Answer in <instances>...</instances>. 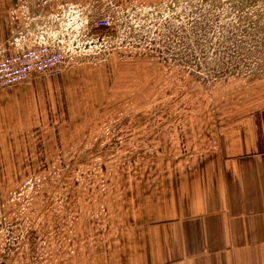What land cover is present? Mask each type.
<instances>
[{"label": "rangeland", "instance_id": "1", "mask_svg": "<svg viewBox=\"0 0 264 264\" xmlns=\"http://www.w3.org/2000/svg\"><path fill=\"white\" fill-rule=\"evenodd\" d=\"M113 4L100 53L50 74L53 106L15 139L22 160L0 162V264H93L126 224L131 179L205 152L222 108L264 88V3Z\"/></svg>", "mask_w": 264, "mask_h": 264}, {"label": "crops", "instance_id": "2", "mask_svg": "<svg viewBox=\"0 0 264 264\" xmlns=\"http://www.w3.org/2000/svg\"><path fill=\"white\" fill-rule=\"evenodd\" d=\"M60 1L98 8L105 2L0 0V58L19 34L44 26L26 29L22 7L43 21ZM138 1L154 7L170 0ZM54 75L0 91V162L22 160L15 139L33 137V125L43 123L60 81ZM244 95L251 99L232 114L222 108L227 121L205 152L142 170V178L134 171L139 177L116 197L126 208V224L117 225L108 251L96 253L93 264H264V88Z\"/></svg>", "mask_w": 264, "mask_h": 264}, {"label": "built area", "instance_id": "3", "mask_svg": "<svg viewBox=\"0 0 264 264\" xmlns=\"http://www.w3.org/2000/svg\"><path fill=\"white\" fill-rule=\"evenodd\" d=\"M114 2L105 0L98 8L95 2L80 5L60 1L43 21L29 16L28 10L22 7L20 13L26 29L42 22L44 26L30 30V35L19 34L13 48L0 58V91L27 83L34 77L47 76L81 58H96L100 52L94 51L100 38L95 35L112 29L119 19Z\"/></svg>", "mask_w": 264, "mask_h": 264}]
</instances>
